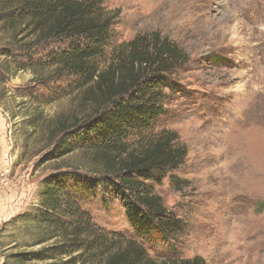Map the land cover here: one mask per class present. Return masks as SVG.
Listing matches in <instances>:
<instances>
[{
    "label": "rangeland",
    "instance_id": "374dc122",
    "mask_svg": "<svg viewBox=\"0 0 264 264\" xmlns=\"http://www.w3.org/2000/svg\"><path fill=\"white\" fill-rule=\"evenodd\" d=\"M4 1L10 8L0 4V11L15 8L11 0ZM252 1L258 12L246 8L249 0H106L109 10L120 12L115 46L137 39L150 50L155 39L164 38L186 54L173 73L165 74L170 86L163 90L166 110L148 132L174 131L188 150L177 170L161 182H147L183 221L184 230L166 243L152 246L138 238L118 192H105L101 183L75 184L76 200L95 224L93 232L105 234L110 246L121 238L136 240L149 264L195 257L205 264H264V0ZM4 17L0 150L8 125L14 130L15 150L11 175L0 190V264H20V255L65 241L50 239L45 224L22 218L39 215L46 178L58 172L101 178V164L91 150L81 148L87 145L79 146L80 139H69L76 146L72 152L51 158L64 127L74 131L95 113L99 89L93 84L76 92L75 78L58 74L52 56L67 40L38 45L32 27L25 30L30 18L10 27ZM136 136L130 139L133 147ZM91 238L85 234L83 245ZM102 247L98 261L110 252ZM75 257H34L27 264L96 260L81 252Z\"/></svg>",
    "mask_w": 264,
    "mask_h": 264
},
{
    "label": "trees",
    "instance_id": "16d2710c",
    "mask_svg": "<svg viewBox=\"0 0 264 264\" xmlns=\"http://www.w3.org/2000/svg\"><path fill=\"white\" fill-rule=\"evenodd\" d=\"M11 2H14V9L8 13L0 11V17L5 16L10 27L28 17L29 25L25 30L32 27L30 34H38L36 44L47 45L48 40L56 38L68 41L66 47L52 56V62L57 65L58 74L66 73L69 78H75L74 91L93 84L99 89L95 113L75 125L74 131L64 127L51 158L72 152L76 146L70 140L80 139L79 146L87 145L81 148L91 150L103 169L100 179L72 174L74 172H58L46 178L39 215L22 218L45 224L51 232L50 239L63 238L65 241L41 252L20 255V264H27L34 257L54 260L64 254L76 260L75 254L79 252L96 258L92 264H149L144 258V247L138 241L121 238L112 247L105 234L93 232L95 224L76 200L79 191L75 184L79 185L81 180L101 183L105 192L109 189L118 192L124 199L127 218L138 238L152 246L166 243L184 230L183 221L166 209L162 198L147 182H161L169 172L184 164L188 154L187 147L178 142V133L165 129L157 135L148 132L166 110L163 90L170 86L165 82V74L173 73L186 54L164 38L155 39L150 50L139 45L137 39L115 46V19L120 12L109 10L106 0ZM8 3L0 0L3 9L10 8ZM127 46L131 47L129 51ZM133 135H137L136 147L130 143ZM87 233L92 238L85 246L82 240ZM102 246L110 252L98 261ZM164 264L205 262L195 257Z\"/></svg>",
    "mask_w": 264,
    "mask_h": 264
},
{
    "label": "built area",
    "instance_id": "2783aa9c",
    "mask_svg": "<svg viewBox=\"0 0 264 264\" xmlns=\"http://www.w3.org/2000/svg\"><path fill=\"white\" fill-rule=\"evenodd\" d=\"M1 143L5 145L0 150V190H3L5 182L8 181L12 172V166L9 164V160L15 150L14 130L10 125L6 129L4 140Z\"/></svg>",
    "mask_w": 264,
    "mask_h": 264
},
{
    "label": "bare ground",
    "instance_id": "6f19581e",
    "mask_svg": "<svg viewBox=\"0 0 264 264\" xmlns=\"http://www.w3.org/2000/svg\"><path fill=\"white\" fill-rule=\"evenodd\" d=\"M250 3L247 4L246 8L247 9H253L255 10L256 12L259 11V9L257 7H253V1L251 2V0H249ZM252 3V4H251Z\"/></svg>",
    "mask_w": 264,
    "mask_h": 264
}]
</instances>
